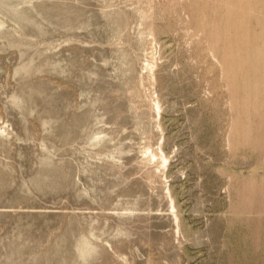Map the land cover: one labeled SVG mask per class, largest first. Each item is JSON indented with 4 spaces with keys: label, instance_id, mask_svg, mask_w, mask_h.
<instances>
[{
    "label": "rangeland",
    "instance_id": "rangeland-1",
    "mask_svg": "<svg viewBox=\"0 0 264 264\" xmlns=\"http://www.w3.org/2000/svg\"><path fill=\"white\" fill-rule=\"evenodd\" d=\"M0 264H264V0H0Z\"/></svg>",
    "mask_w": 264,
    "mask_h": 264
}]
</instances>
